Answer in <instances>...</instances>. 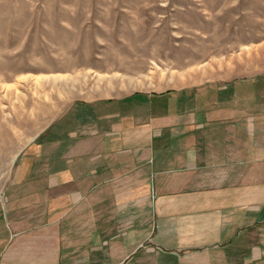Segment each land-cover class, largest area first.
Listing matches in <instances>:
<instances>
[{
  "label": "crops",
  "instance_id": "crops-1",
  "mask_svg": "<svg viewBox=\"0 0 264 264\" xmlns=\"http://www.w3.org/2000/svg\"><path fill=\"white\" fill-rule=\"evenodd\" d=\"M24 155L0 264H264V84L75 102Z\"/></svg>",
  "mask_w": 264,
  "mask_h": 264
},
{
  "label": "rangeland",
  "instance_id": "rangeland-1",
  "mask_svg": "<svg viewBox=\"0 0 264 264\" xmlns=\"http://www.w3.org/2000/svg\"><path fill=\"white\" fill-rule=\"evenodd\" d=\"M240 83L264 84V0H0V202L75 102Z\"/></svg>",
  "mask_w": 264,
  "mask_h": 264
},
{
  "label": "bare ground",
  "instance_id": "bare-ground-1",
  "mask_svg": "<svg viewBox=\"0 0 264 264\" xmlns=\"http://www.w3.org/2000/svg\"><path fill=\"white\" fill-rule=\"evenodd\" d=\"M223 64V63H222ZM200 69V68H199ZM203 70V69H202ZM194 73V72H193Z\"/></svg>",
  "mask_w": 264,
  "mask_h": 264
}]
</instances>
